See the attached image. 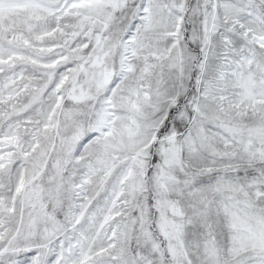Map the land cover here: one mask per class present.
Segmentation results:
<instances>
[{"label": "snow or ice", "instance_id": "6c2138e0", "mask_svg": "<svg viewBox=\"0 0 264 264\" xmlns=\"http://www.w3.org/2000/svg\"><path fill=\"white\" fill-rule=\"evenodd\" d=\"M0 264H264V0H0Z\"/></svg>", "mask_w": 264, "mask_h": 264}]
</instances>
